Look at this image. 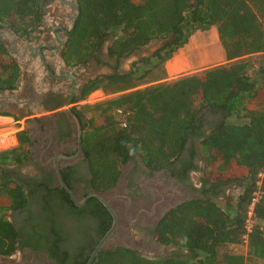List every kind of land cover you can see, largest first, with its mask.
Returning <instances> with one entry per match:
<instances>
[{
	"label": "trees",
	"instance_id": "obj_1",
	"mask_svg": "<svg viewBox=\"0 0 264 264\" xmlns=\"http://www.w3.org/2000/svg\"><path fill=\"white\" fill-rule=\"evenodd\" d=\"M47 1L0 0V26L31 38L45 25ZM77 2L79 13L66 43L68 57L86 61L108 41V60L102 64L111 69L97 75L83 97L100 88L116 93L80 110L91 187L101 192L114 186L122 166L136 154L151 169L173 164L181 158L191 135L199 137L200 181L203 187L209 185L202 191L204 198L169 209L154 230L157 241L189 252V258L176 254L155 257L116 245L99 251L90 264H264V0ZM210 27L217 31L224 64L139 87L152 73L158 80L155 70L160 68L165 74L164 63L196 30ZM159 38L166 41L121 73L123 59ZM214 46L209 45L213 53ZM253 55L261 59L250 74L252 63L243 57ZM180 69L170 67L173 73ZM20 80L21 66L0 42V90H15ZM203 110L222 114L206 133L199 132ZM17 139L16 147L0 151L1 164H20L26 159L31 142L27 130H19ZM232 183H237L240 192L223 207L217 198L224 195L222 187ZM255 192L257 199L249 216ZM26 202L24 187L0 175L3 256L23 246L6 213L23 208ZM89 202L106 211L96 198ZM249 217L251 228L247 230ZM240 245L247 248L245 254L234 249Z\"/></svg>",
	"mask_w": 264,
	"mask_h": 264
},
{
	"label": "flooded vegetation",
	"instance_id": "obj_2",
	"mask_svg": "<svg viewBox=\"0 0 264 264\" xmlns=\"http://www.w3.org/2000/svg\"><path fill=\"white\" fill-rule=\"evenodd\" d=\"M73 1H47L52 10L45 26L29 39L19 36L14 51L24 62L23 82L15 90H0V112L25 116L31 140L22 163H0V175L21 184L27 198L23 208L6 213L23 246L10 256L0 254V264H85L114 221L102 201L106 211L89 202L96 198L91 193L103 195L117 216L101 250L120 245L144 255L182 257L183 251L163 245L171 249L165 254L157 248L154 230L162 206L176 198L197 199L209 188L200 181L199 137L191 135L181 158L167 167L151 169L136 154L122 166L114 186L101 192L91 187L80 110L84 91L109 66L102 64L108 60L102 49L83 62L68 57ZM9 29L0 26V32ZM0 42L7 52L11 49V41ZM209 120L213 119L204 120L200 133L207 132ZM228 186L222 187L224 194Z\"/></svg>",
	"mask_w": 264,
	"mask_h": 264
},
{
	"label": "rangeland",
	"instance_id": "obj_3",
	"mask_svg": "<svg viewBox=\"0 0 264 264\" xmlns=\"http://www.w3.org/2000/svg\"><path fill=\"white\" fill-rule=\"evenodd\" d=\"M45 8H46V15H45V24H46L47 19L49 18V13L52 10V7L50 5H46ZM263 26H264V20H263ZM216 35H217V38H216ZM211 42L214 43V45H216L217 47H219V45H218L219 38H218V34H217V31H216L215 27H210L207 30H196L190 36L187 44L184 47H187V46L188 47L189 46L192 47L190 49V53L191 54L188 55V56H185L184 58L188 59L191 55H193L194 53H197L198 54L197 58H198L199 62L195 63V64H192V65H189L185 69L181 70L180 71L181 74L180 75L178 74L177 77L181 76V75L197 73V72L201 71L202 69H205V68H208V67H212V66H215V65H219V64H224L226 62L225 58H221L220 60H218V61H216L214 63H208L209 61L208 62L206 61L207 57H212L213 56V51L209 48V45H210ZM107 44H108V41H106L103 44V46H102V50H103V56L102 57L105 60L107 59V57H106V46H107ZM155 46L156 45H153V46L151 45V46L147 47L145 45L140 50L136 51L135 53H133L129 57L123 59L122 65H121V69H122L121 72H128L129 69H130V64H131L132 61L138 60V59L146 57V56H149L152 53V51L155 48ZM197 47L201 48V49H198ZM206 48H207V50H206ZM220 54H221V52H220ZM180 58H182V56H181V54H178L173 59H171V62H172V60L174 61V60H177V59H180ZM243 58L246 59V60H249L252 63L251 67H250V70H249V73L252 74V70H254V69H256L258 67L260 59H261V56L260 55H253L251 57H243ZM110 62L112 63L113 61L110 60ZM165 63H164L163 66H165ZM139 66L141 68H147L148 67L146 64H139ZM102 71H104L106 73H110L111 69L108 67V68L103 69ZM155 74L158 75V77H156V78H158V80H154L155 78L152 77L153 76V73H152V74H150V78L148 79V81L145 84H142L139 87H143L144 85H150V84H154V83L161 82V81L171 80V78H169V79L166 78L167 75L164 74L163 71L161 73V69L160 68L155 70ZM172 79H174V78H172ZM21 82H23V79L20 80V83ZM113 95H115L113 92H105L104 94H102L100 91L95 90V91H93L92 93H90L89 95L86 96V100H85L84 106H90L93 103H96L98 101H102L103 99H106V98H108L110 96H113ZM203 115H204V118H205L204 120H207L208 118L209 119H213V120H209V122L207 123V125H208L207 128L209 127L208 130L211 127H213L214 124L218 123L222 119V114L219 113V112H210V111L203 110ZM18 116L21 117V115H18ZM25 128H26V124H25ZM240 189L241 188L237 185V183H232L231 186H228L226 188L225 194L223 196H220V197L217 198V201L219 202V204L221 206L224 207L227 203L233 202L236 199L237 195L240 192ZM263 226H264V222H263ZM234 249L237 252H240V253H243V254H245V252L247 251V248L244 245H240V246L234 247ZM166 252L169 254L171 252V249H165L164 250V248H163V253L166 254ZM183 252H184V254L182 255V257L189 258L191 256V254L189 252H187V251H183Z\"/></svg>",
	"mask_w": 264,
	"mask_h": 264
},
{
	"label": "water",
	"instance_id": "obj_4",
	"mask_svg": "<svg viewBox=\"0 0 264 264\" xmlns=\"http://www.w3.org/2000/svg\"><path fill=\"white\" fill-rule=\"evenodd\" d=\"M73 9H74V16H73V20L71 22V25L73 27L74 25V22H75V19L79 13V8H78V2L77 0H74L73 1ZM0 38L1 40L3 41V43L5 41H11L12 42V45H11V49L8 50V53L14 58V60L21 66L23 62V60L21 61L19 59V55L15 54L14 51L15 49L18 48V44H19V40H20V37L19 35H17L11 28L9 29V32H0ZM164 41H166L165 38H159V39H156V40H153L151 42H149L148 44H146V46H153V45H159L161 43H163ZM123 73V72H121ZM58 177L60 178V180L62 181L61 179V175H60V172L58 171ZM63 183V182H62ZM71 194V191L68 190ZM90 195L96 197L98 200L102 201L103 204L109 209V211L111 212V214L113 215V218H114V221H113V225L112 227L110 228V230L106 233V235L103 237V239L99 242V244L96 246V248L93 250V252L91 253L89 259L87 260V262L85 264H90L93 259L96 257V255L99 253V251L105 247L106 245V240L108 238V236H110L111 234H113V230H114V227L117 223V216H116V213L114 212V210L111 208V205L108 201L105 200L104 196L99 194V193H91ZM188 196V195H187ZM71 197L72 199L76 202L75 198L73 197V195L71 194ZM187 198V197H186ZM186 198H176L174 200H172L171 202L167 203L166 205L162 206L160 208V211L156 217V220L158 221L169 209L175 207L176 205L180 204L181 202H183ZM197 198H204L203 196L201 195H197ZM155 220V221H156ZM129 246V245H127ZM156 246L157 248H159L160 250H163V245L157 241L156 242ZM130 247V246H129ZM161 257H164L163 254H161Z\"/></svg>",
	"mask_w": 264,
	"mask_h": 264
},
{
	"label": "crops",
	"instance_id": "obj_5",
	"mask_svg": "<svg viewBox=\"0 0 264 264\" xmlns=\"http://www.w3.org/2000/svg\"><path fill=\"white\" fill-rule=\"evenodd\" d=\"M218 45H219V47H217L216 45L214 46V48L215 49H217V50H215L214 51V53H213V56L212 57H207V62L208 63H214V62H216V61H218V60H220L221 58H225V56H224V52H223V48H222V46H221V44L218 42ZM192 47H182L181 49H179L178 50V52L171 58V59H173L176 55H178V54H181V56H182V58L184 59V60H186L184 63H182L181 62V58L180 59H178V60H172V62H171V59H169L168 61H166V63H165V66H164V69H165V74L167 75V79H169V78H176L177 77V75L179 74H181L180 73V71L181 70H183V69H185L187 66H189V65H192V64H195V63H198L199 61H198V58L197 57H193V55H191L188 59H186V58H184L185 56H188V55H190L191 53H190V49H191ZM213 49V47H211V50ZM220 52H221V54H220ZM213 60V62H212V60ZM180 60V61H179ZM171 62V63H170ZM181 62V63H180ZM172 67H177V68H181L180 70H178L177 72H175V73H173V72H171L170 71V67L171 66ZM182 65V66H181ZM165 78V79H166ZM97 91H100L102 94H104L105 92H104V90L103 89H98ZM0 121L1 120H4L5 122H6V125L5 126H0V131H2V130H4V129H6V128H8V127H10V125L11 124H9V121H11V122H13V118L14 119H19V120H21L22 121V123H23V125H24V127H23V129H25V121H26V117L25 116H21V117H19L18 115H15V114H12V113H10V112H5V111H3V112H0Z\"/></svg>",
	"mask_w": 264,
	"mask_h": 264
},
{
	"label": "built area",
	"instance_id": "obj_6",
	"mask_svg": "<svg viewBox=\"0 0 264 264\" xmlns=\"http://www.w3.org/2000/svg\"><path fill=\"white\" fill-rule=\"evenodd\" d=\"M116 94V93H114ZM1 116V115H0ZM10 127L0 131V151L8 150L11 148H14L18 145V139H17V132L21 129H23L24 125L21 120L14 119L13 122L9 121ZM6 122L4 120L0 121V126H5ZM257 199V192H255V197L253 198V201L250 205L248 215L251 216L252 208L254 205V202ZM247 230H250L251 228V219L250 217L247 219ZM244 238L246 239L247 236L245 235Z\"/></svg>",
	"mask_w": 264,
	"mask_h": 264
}]
</instances>
